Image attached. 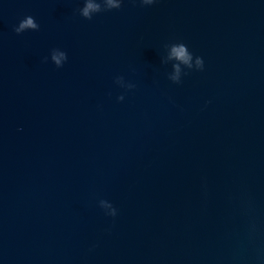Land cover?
Segmentation results:
<instances>
[{"label": "water", "instance_id": "1", "mask_svg": "<svg viewBox=\"0 0 264 264\" xmlns=\"http://www.w3.org/2000/svg\"><path fill=\"white\" fill-rule=\"evenodd\" d=\"M83 7L0 0V264H264V0Z\"/></svg>", "mask_w": 264, "mask_h": 264}, {"label": "clouds", "instance_id": "2", "mask_svg": "<svg viewBox=\"0 0 264 264\" xmlns=\"http://www.w3.org/2000/svg\"><path fill=\"white\" fill-rule=\"evenodd\" d=\"M157 2V0H141V3L143 5H153ZM123 0H120L119 3L116 2V0H107V8L103 7L101 3H92L91 0H84V7L80 9V14L88 19L91 20L93 18L92 13H100L103 11H111L113 9H120L122 7ZM40 28V25L36 22L35 18L32 16H27L24 18L18 26L14 27V31L19 35L24 33L28 30L38 31ZM59 49H53L51 53V60L54 62V64L59 68L63 67L64 63L67 61V53L66 52H59L57 55ZM172 58H175L176 60L183 63L188 70H197V71H203L204 70V60L200 56H194V54L189 50L186 44L183 42H180L178 45H174L172 47ZM193 58L195 59V64L193 65ZM47 57L44 58V62H47ZM177 75L170 77V79L174 83H181L182 80L179 77L180 68L179 65H173ZM188 73L185 72L184 75H187ZM135 87L134 85L132 88ZM124 97L120 96L119 100H123ZM100 205L108 207L111 209V211H106L107 215H110L112 217H115L117 215V209L109 202L105 200L100 201Z\"/></svg>", "mask_w": 264, "mask_h": 264}]
</instances>
